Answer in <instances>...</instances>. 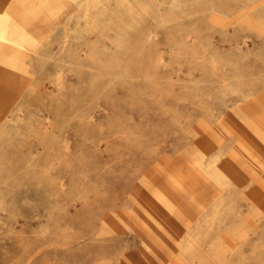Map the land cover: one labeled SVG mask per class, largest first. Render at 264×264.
Wrapping results in <instances>:
<instances>
[{
	"label": "rangeland",
	"instance_id": "obj_1",
	"mask_svg": "<svg viewBox=\"0 0 264 264\" xmlns=\"http://www.w3.org/2000/svg\"><path fill=\"white\" fill-rule=\"evenodd\" d=\"M6 30L0 264H264V0L15 3Z\"/></svg>",
	"mask_w": 264,
	"mask_h": 264
},
{
	"label": "bare ground",
	"instance_id": "obj_2",
	"mask_svg": "<svg viewBox=\"0 0 264 264\" xmlns=\"http://www.w3.org/2000/svg\"><path fill=\"white\" fill-rule=\"evenodd\" d=\"M41 1H43V0H0V49H2L3 47H6V46H10V45L13 48H15L16 51H17V49L21 48V44L12 40L8 36V32L6 30L7 13H8V11L11 10L12 6H14L15 3H19V5L21 7H23L24 9H30ZM242 157H243V155H242Z\"/></svg>",
	"mask_w": 264,
	"mask_h": 264
}]
</instances>
